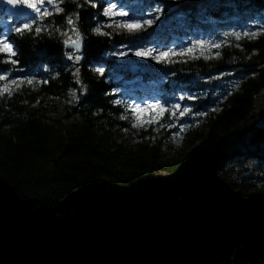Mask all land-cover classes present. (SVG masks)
<instances>
[{
    "label": "trees",
    "instance_id": "1",
    "mask_svg": "<svg viewBox=\"0 0 264 264\" xmlns=\"http://www.w3.org/2000/svg\"><path fill=\"white\" fill-rule=\"evenodd\" d=\"M157 2L166 30L180 20V30H209L264 19V0ZM61 6L39 35L8 33L23 69L13 75L36 82L0 97V264H264V175L253 190L222 176L233 159L264 166V35L223 44L219 57L142 63L145 77H163L164 92L198 98L177 130L130 131L106 73L130 79L132 70L110 60L103 75L92 67L140 37L94 33L103 17L85 0ZM77 11L86 41L79 64L67 60L60 34ZM243 125L245 138L232 139ZM171 132L179 145L168 158Z\"/></svg>",
    "mask_w": 264,
    "mask_h": 264
},
{
    "label": "rangeland",
    "instance_id": "2",
    "mask_svg": "<svg viewBox=\"0 0 264 264\" xmlns=\"http://www.w3.org/2000/svg\"><path fill=\"white\" fill-rule=\"evenodd\" d=\"M79 1V0H74ZM86 1V0H85ZM97 1V0H96ZM101 2L102 7H106L107 4L105 0H99ZM113 2H118V0H113ZM125 4V11L129 13L127 17L124 19H152L155 15H157L153 10L156 7H162L157 0H122ZM151 5V7H149ZM102 7L99 8L100 13H102ZM15 10L12 9L11 6H3L0 2V32L2 35H8L11 29H14L21 22H27V19L34 18H22L16 17L11 13ZM25 11H31L30 9H25ZM102 15V14H101ZM163 16V11L159 14V19L155 21V23L148 27L146 31H136L131 34H137L140 38H138L134 43H123L117 46H114L108 53H106L103 57H101L98 61L93 64L92 71L95 68L103 67L104 71L109 65L110 60L112 63L118 67L119 70H132V78L124 77L123 72H114L112 70L108 71L107 76H111L110 83L112 84L113 93L116 95L117 99H120L125 106L129 105L133 102L140 104H151L155 101L159 100L160 103L164 104L166 107H170L172 104L179 103L182 107H189L191 109L192 100H180L181 95H192L196 96L193 93H189L186 90L176 89L172 93L164 92L161 89L162 84L165 82L163 77L158 76L157 78H148L143 75L144 69L141 67L142 63H147L148 61H156L160 62L153 57L157 55L161 51L167 52L169 49H173L176 54H169L168 57L164 59V61H169L175 57H192L203 55L206 57L216 56V53L219 52V48H210L205 47L203 51L200 50L199 47L192 54H179V50L181 48H189L194 45L196 41L204 40L210 41L213 43H222L230 44L233 41L237 44L240 41L247 40L253 41L257 40L259 37L264 35V32H261V29H264V19L257 18L252 20L248 25L244 26H233V27H214L209 30H205L201 26L188 27L185 29H178L179 26H183L184 21H178L173 27L169 30L165 28H161L160 22ZM102 21L100 24L107 25L109 20L107 17L102 16ZM119 19V18H117ZM154 26H157L154 28ZM105 32L117 33V34H125L129 33L126 30L117 28V27H104L102 29ZM164 31V32H163ZM244 31H256L260 32L255 38L249 39L246 37H242L237 40L234 36H225V33L232 32H241ZM72 35V33H69ZM127 47H123V46ZM135 48H152L155 49L153 56L143 57L136 56L134 54ZM129 49H133V51H129ZM125 51L128 54L125 56H117L113 55L115 52ZM81 54V53H80ZM97 73V72H95ZM15 75H13L14 77ZM222 83V82H221ZM223 84V83H222ZM224 86V85H223ZM219 92H222L219 90ZM258 108L264 112V98H262L259 102ZM156 109H152L151 112H147L143 114V117H147L154 113ZM63 113V109H62ZM129 123H130V131H139L141 129L148 130L153 129L155 132H160L161 130L169 131L171 129L177 130L179 126L177 125L179 117V111H177V118L173 119L168 112H165L163 116L156 118L157 123H155L152 127H140L133 126V118L129 113ZM167 118V119H166ZM254 119H251V122H254ZM163 124V127L160 125ZM171 124L172 127L168 125ZM158 129V130H157ZM247 133V126L243 125L236 128L232 133V139L241 140L245 138ZM162 147V152L166 153L167 157H171L176 148L179 145V137L176 133L171 132V136L168 138V141ZM264 175V166L258 165L256 162H251L248 160H231L227 161L225 164V169L222 176L229 182H233L237 184L239 187L245 188L247 190H253L259 183V178Z\"/></svg>",
    "mask_w": 264,
    "mask_h": 264
},
{
    "label": "snow or ice",
    "instance_id": "3",
    "mask_svg": "<svg viewBox=\"0 0 264 264\" xmlns=\"http://www.w3.org/2000/svg\"><path fill=\"white\" fill-rule=\"evenodd\" d=\"M8 5H12L16 11L11 14L16 17L29 18L27 22H21L18 26H16L12 31L16 34V36L23 38L29 34H37L39 35L44 29L42 27V22L49 17L59 16L64 13V8L61 6L64 3V0H5ZM74 2V0H73ZM88 5L92 8H101L102 5L97 4L96 0H86ZM107 4L106 7H102V16L107 17L109 23L107 25L98 24L95 28L92 29L94 33L97 35L111 36L112 33L105 32L102 29L104 27H117L123 30H126L129 33L136 31H146L148 27H151L157 19H159V14L162 13L163 9L161 7L154 8V12L157 14L152 19H124L127 17L129 13L125 11V4L122 0H118V2H113V0H105ZM83 5L77 4V8H82ZM151 7V5H149ZM25 9H30L31 11H25ZM119 18V19H117ZM64 20L67 25V29L61 32V36L64 37L62 40V44L71 49L70 51L65 53V56L68 61H72L75 64H79L84 57L80 54V51L84 45V37L80 31L79 23H80V12L77 11L75 13H70L64 16ZM261 32H264V29H261ZM72 33V35H69ZM260 32L256 31H244L241 32H232L225 33V36H234L237 40L242 37H246L249 39L255 38L259 35ZM51 35V33H49ZM222 43H213L210 41L199 40L194 43L192 47L189 48H181L179 50V54H192L197 47L200 48L201 51L204 50L205 47L210 48H220ZM123 47H127L126 45ZM239 47V45H237ZM19 44L15 41V37L9 39L8 35H0V64L10 65L11 69L8 68H0V97L8 96L11 97L14 91H18L25 83L28 85H34L36 82V78L33 76L26 75H18L13 77V72H23V69L19 67L20 59H19ZM129 51H133V49H129ZM155 49L152 48H135L134 54L136 56L149 57L153 56ZM128 53L125 51H119L113 53V55L117 56H125ZM169 54H176L173 49H169L167 52L161 51L153 58L163 62ZM220 53L217 52L216 56L219 57ZM171 62V61H169ZM47 71V70H46ZM80 69L77 67L74 75L79 74ZM100 75L104 74V68L98 67L94 69ZM57 75H59L57 73ZM225 75L221 73V76ZM255 75V73H253ZM220 77H210V79H219ZM79 82V81H78ZM42 84H47V80L40 81ZM86 91V89H85ZM192 100L196 99L195 96L192 95H181L180 100ZM115 104L119 105L122 103L120 99H116L113 101ZM127 111L132 115L133 118V126L140 127H152L155 123H157L158 117L163 116L165 112H168L173 119L177 118V111H179V117H184L186 114L191 112L189 107H182L179 103L172 104L170 107H166L164 104L160 103L159 100L155 101L151 104H140V103H131L126 105ZM152 109H156L154 113L143 117L144 113L151 112ZM199 115H206V113H199ZM122 119H128L127 116H122ZM164 125L161 124L160 127ZM172 127L171 124L168 125ZM187 127V125H181V128ZM158 130V129H157Z\"/></svg>",
    "mask_w": 264,
    "mask_h": 264
},
{
    "label": "water",
    "instance_id": "4",
    "mask_svg": "<svg viewBox=\"0 0 264 264\" xmlns=\"http://www.w3.org/2000/svg\"><path fill=\"white\" fill-rule=\"evenodd\" d=\"M0 2L3 4V6H11L12 9L16 11V9H14L12 5H8V4L5 2V0H0ZM85 43H86V41H84V44H85ZM83 46H84V45H83ZM66 49H67L68 51L71 50V49H68L67 47H66ZM82 50H83V47H82L80 53L82 52Z\"/></svg>",
    "mask_w": 264,
    "mask_h": 264
}]
</instances>
